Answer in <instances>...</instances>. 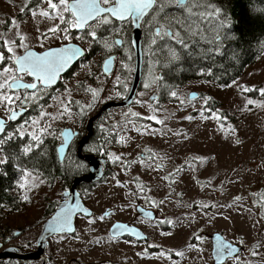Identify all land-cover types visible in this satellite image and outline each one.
I'll use <instances>...</instances> for the list:
<instances>
[{"label": "rangeland", "instance_id": "1", "mask_svg": "<svg viewBox=\"0 0 264 264\" xmlns=\"http://www.w3.org/2000/svg\"><path fill=\"white\" fill-rule=\"evenodd\" d=\"M24 3L25 0H0V22L17 21L19 28L16 30L27 35L29 47L38 52L60 46L62 42L58 39L39 36L37 29L45 31L47 22L42 24L41 17L34 19L30 13H21L20 8ZM4 31V23H0V33ZM7 36L11 38L12 32L9 31ZM119 37L125 41L124 33ZM72 43L82 46L89 53L91 42L73 40ZM119 51L121 55L128 53L124 47ZM17 52L22 55L24 49L18 48ZM151 60L147 47H144L143 82L136 101L129 108L108 112L101 125L104 130L100 144L102 150L106 148L110 153L121 155L125 164L133 163L126 170L119 162L113 163L105 155L111 168L110 174L85 201L86 206L94 211L92 219L96 223L89 224L90 219L78 220L76 238L54 240L51 252L58 258V264H70L73 259L82 264H214L211 236L220 233L231 243L242 247L238 257L226 264H237V260L240 264H264V97L260 95V90L264 89V53L228 87L192 81L172 90L177 92V97L168 93L167 101H160V87L143 88L149 79ZM100 63L97 56L86 63L81 62L68 79H62V88L52 95L61 97L63 104H67L75 113L79 111L75 101H80L82 105L91 102L90 93L86 94L78 85L83 82L85 87L95 88L99 80L105 81V90L99 102L87 113L90 118L99 112L103 104L123 98L127 91L124 96L116 97L118 88L113 87L115 75H120L119 59L110 77L99 73ZM87 65H91L90 71L99 80L86 75L89 71ZM155 70L161 75L165 69L157 66ZM130 83L131 78L128 87ZM246 87L253 91H243ZM66 89L71 90L70 95ZM192 93H197L198 98L190 99ZM153 94H157L158 99L150 102ZM109 95L113 98L109 99ZM205 97L211 98L207 105ZM249 99L253 100L252 105L247 104ZM43 101L45 111L57 116V119L53 121L45 117L40 126L51 123L52 128L60 130L77 127L78 116L60 118L57 115L63 107L60 100L53 101L45 95L39 103ZM202 109H205L204 114L208 119L201 118ZM213 112L220 119H213ZM150 116H156L164 123L157 124L147 119ZM186 116H193L194 119L189 121L184 119ZM0 117L7 119L2 107ZM31 121L22 125L25 132L39 134V126L32 127ZM133 125L140 132L132 130ZM124 128L129 130L121 131ZM152 130H158L159 134L149 135ZM176 132L186 133L191 140H183L181 136L173 134ZM109 134L112 142L105 145V138ZM121 135L128 138L124 145L117 143ZM237 137L242 144H236ZM148 150L154 154L153 161L148 160ZM194 156L196 159H193ZM147 163H160L161 168L158 171L150 170L146 167ZM177 168L183 171L177 173ZM169 173L173 174L171 178L163 179ZM29 174L20 183L24 187L19 185L22 202L17 212H5L0 218L5 226L22 231L18 244L27 248L35 244L42 225L51 214H46L49 204H55V207L59 205L63 192L67 190L59 180L49 186L40 176ZM114 177L128 187H118ZM134 177L144 184L143 192L137 189V179ZM132 192L137 194L133 196ZM25 195L29 197L28 202L23 200ZM161 200L164 201L162 205L159 204ZM153 201L156 203L153 204ZM201 204L213 207L201 208ZM138 205L154 211L156 220L140 218L136 212ZM106 212L111 214L110 218L103 221L97 219ZM115 221L138 226L148 236V241L113 240L109 229ZM189 244L193 245L192 249L188 248ZM255 245H260L256 249L259 255L253 257L250 249ZM162 251L165 252L164 257L159 256ZM177 251L184 252V256H176Z\"/></svg>", "mask_w": 264, "mask_h": 264}, {"label": "snow or ice", "instance_id": "2", "mask_svg": "<svg viewBox=\"0 0 264 264\" xmlns=\"http://www.w3.org/2000/svg\"><path fill=\"white\" fill-rule=\"evenodd\" d=\"M46 5V7H45ZM40 10L37 11L36 9ZM21 13H30L35 19L37 16L41 17V23L47 22L46 30L39 31V36L44 39H58L62 43L57 47H50L42 52H36L31 50L28 43V36L21 34L16 29L19 28L17 21L12 20L4 23L5 31L0 33V107L4 108L7 113V120L0 119V151L3 150V146L15 137H24L28 135L31 137L33 143H28L21 149V155L27 156L33 152V148H39L44 144L45 135H51L55 137V132L52 130L51 123L40 126L41 120L45 117H49L50 120H56L57 116H53L44 107L41 106L39 117L31 121L32 127H37V132L26 133L23 126L14 128L12 131H8L9 121H16L18 117L17 106L20 109L25 108L29 104H38L45 95L49 96L53 101L60 100L63 104V100L59 96H53L52 92L55 90L54 86L57 85L61 74L68 70L73 62L79 63L80 60L86 57L85 49L72 43L73 40H90L92 45L99 47L102 50V55L105 57L102 64L101 75H112L111 66L116 61L115 51H118L125 45V41L122 38H117L126 32L127 26H134L137 30L145 29V44L147 46L148 54L152 57L149 66V79L143 84L144 89L159 88L164 81V76L158 74L155 70L157 66L160 69L171 70L179 67L185 56H192V47L194 45L199 46L201 41L204 45H211L212 47H201L200 52L202 58L211 59L214 55H223L220 51L224 40L239 39L240 37L234 34L233 22L229 19L226 12H223L221 7L217 5L215 0H25V3L20 8ZM261 17H264V8L256 10ZM118 22V23H117ZM11 25V28H10ZM73 29L78 30L82 35L76 36L73 33ZM11 31L12 37L9 38L7 33ZM212 31L214 34L211 39L208 38V33ZM232 32L233 35L229 36L228 33ZM39 39V37H38ZM139 44V37L135 41L128 40L127 44ZM43 47V44H41ZM23 48V54H18L17 49ZM215 49V51H214ZM90 50V49H89ZM89 71L87 76H91L94 80H99L94 73L90 71L91 65L86 66ZM120 75H115L114 88L128 90L127 81L123 79L125 73H130L132 69L128 68L122 59L119 63ZM201 75H212V71L209 68L207 72H201ZM26 77L31 78L26 81ZM105 81L99 80L97 87L92 86L85 87L83 82L78 85V88L83 90L86 94L90 93L91 102L82 105L80 101H75V105L79 108L78 112H72V110L63 104L62 110L58 111L57 115L60 118L65 116H79L83 119L88 111L92 110L99 102L104 92ZM235 83V82H234ZM225 87L229 85L225 84ZM164 87H167L164 85ZM68 94H71L70 89H66ZM243 91L251 92L253 89L244 88ZM169 94L172 97H177V92L169 90ZM116 97L120 96V91L115 93ZM143 95V93H141ZM260 95L264 97V89L260 90ZM109 99L113 96L109 95ZM211 98L205 97V104ZM140 103V101H137ZM248 105L253 104V100L247 101ZM51 106V105H50ZM211 111L210 109H207ZM131 112V110H130ZM205 109L200 110V116L202 119H208L205 116ZM136 116L137 113H131ZM213 119H220V117L212 113ZM147 119L154 120L157 124H163V120H159L156 116L147 117ZM184 119L192 121L193 116H186ZM25 123H28L25 121ZM131 123V122H129ZM129 129H121L126 131ZM140 132L139 128L133 125V129ZM158 130H152L149 135H157ZM174 135L181 136L183 140L190 141L191 138L186 133L176 132ZM64 136V142L59 149V152L64 151V147L68 144L69 138L73 133H60ZM125 136H120L117 143L122 145L127 143ZM112 142V136L109 134L105 138L104 144L108 145ZM236 144H242V141L237 137ZM101 145H91L86 151L96 152L107 155L108 159L113 163L119 162L126 170L130 166L132 161L125 164L121 155L110 153L106 148ZM148 160H154V154H151L150 150ZM19 159V156H3L0 157V165H6L10 162V159ZM193 159H196L194 156ZM72 167L77 171L86 168V165L79 161H72ZM146 167L153 171H158L161 168L160 163H147ZM21 171H24L21 169ZM182 168H177L176 172H182ZM30 175L29 173H25ZM173 174L169 173L164 176L163 179L169 180ZM116 185L120 188H127L126 183L121 182L118 178L114 177ZM137 179V178H133ZM43 183V181H41ZM50 186V185H49ZM171 186V185H169ZM20 187H24L23 184ZM144 184L137 179V189L140 192L144 190ZM151 191V189H149ZM136 192H132L131 195H136ZM128 195V194H125ZM147 199V197H145ZM237 200L240 197H236ZM25 202L29 201V197L25 195L23 197ZM163 200L159 204H163ZM156 202L153 201V204ZM2 207V206H0ZM201 208H210L212 205L201 204ZM77 212H83L85 216L91 217L93 214L88 211L87 208H81L79 202L74 205H68L65 202V206L61 207V210L49 222V228L52 231L61 233V239H65L68 233H75V228L72 227V216ZM109 213L101 214L97 219L103 221L105 216ZM147 216H151V212L145 213ZM89 224H95V219H90ZM171 224L172 221H167ZM115 229L119 230L121 234L127 229L126 225L117 224ZM132 234V233H130ZM138 238L139 233H135ZM13 235H16L15 233ZM74 238H76L74 236ZM198 238V237H197ZM146 239V238H145ZM218 241L220 237H217ZM98 243V241H97ZM154 247V246H152ZM260 245H255L250 249V253L253 257L259 255L256 250ZM189 249L193 248V245H188ZM225 254L230 257L236 258L239 253L238 250L230 244H224L222 241L217 247V262L224 260ZM176 256H184V252H175ZM160 257L165 256V252L159 253ZM237 264L240 261L237 260Z\"/></svg>", "mask_w": 264, "mask_h": 264}, {"label": "trees", "instance_id": "3", "mask_svg": "<svg viewBox=\"0 0 264 264\" xmlns=\"http://www.w3.org/2000/svg\"><path fill=\"white\" fill-rule=\"evenodd\" d=\"M215 2L221 7L223 12L228 14L229 19L234 25L235 36L240 38L224 40L220 49L224 54L214 55L211 59L202 58L200 52L201 47H212L211 45H204L203 41H201L199 46L194 45L192 47V56H185L178 69H165L163 71L162 76H164V81L160 86V101H167L166 95L169 93V90H175L192 81L200 80L221 86L225 84L229 85L242 77L246 69L255 64L264 53V17H261L256 11L264 8V0H215ZM38 9L39 8L36 10ZM73 33L76 36L82 35H77L75 30H73ZM124 34L126 43L123 47L128 50V53L127 55H121L118 50L117 57L119 61L123 59L129 68L133 69L135 62L134 52L132 46L127 44V41L131 40V25L127 26ZM213 34L214 33L210 31L207 34L208 38L211 39ZM145 35L146 31L143 29V47H147L145 44ZM228 35L231 36L233 33L229 32ZM82 41L85 43L90 42V40L87 39ZM93 56L99 57L101 61L105 58L102 55V50L91 44L90 51L87 53L82 63L89 61ZM209 68L212 71L211 76L200 74L202 71L206 73ZM131 76L132 71L125 74L123 78L126 79L127 85ZM164 85L167 87H164ZM61 88L62 84H59L55 92ZM118 90L120 91L119 97L125 95V90ZM44 105V101L37 105H32L28 114L19 122L11 124L8 131L19 128L25 121L29 123L33 118L39 115L40 108ZM107 116L108 114H104L101 119L95 123L97 129L103 124ZM89 119L90 117L87 115L83 119L78 116V124H82L84 128L85 124H87L86 121ZM25 125H27V123H25ZM97 129L95 136L92 138V141H95L94 143L101 140H97ZM52 130L56 134L55 137L51 135L43 136L44 144L39 148L34 147L33 152L29 153L27 156L20 154L21 149L30 142L35 144L28 135L24 137L17 136L3 146V150L0 151V154L9 157L19 156V159H10L8 164L0 166V206L7 207L13 205L15 199L13 195L19 188L24 174L27 172L39 175L49 185H53L59 180L66 189L70 188L74 177L80 176L85 172L84 169L77 171L72 166L59 163L56 154V146L60 141V129L52 128ZM21 169L24 171H21ZM108 174H110V172ZM54 208L55 204H49L46 214L52 213Z\"/></svg>", "mask_w": 264, "mask_h": 264}, {"label": "water", "instance_id": "4", "mask_svg": "<svg viewBox=\"0 0 264 264\" xmlns=\"http://www.w3.org/2000/svg\"><path fill=\"white\" fill-rule=\"evenodd\" d=\"M75 31L77 33H80L76 29H75ZM137 37H139V44L138 45L135 43L132 44V49H133L134 56H135L134 71H133L132 80H131V83H130V86L128 88L126 95L120 100L109 101V102L103 104L100 108V111L88 121V123H87L88 134L79 142V155L82 158V160L88 165V168H89L88 173L81 176V177L75 178L73 180L71 190H67L64 192V196L62 198L63 199L62 203L59 205V207L56 210V212L54 213V215L49 220H47L45 222V224L43 225L41 235H40L39 240H38V250L35 253H30L27 255H13V254H9V251H7L6 253H3L0 255V260H5V259L13 260L14 259V260H18V261H23L25 264H28V263L36 261L37 259H40L45 253L46 246L48 244V240L50 238L56 236V235H61V233L52 231L49 228V222L53 220V218L57 215V213L60 212L61 207L65 206V202H67L68 205H74L77 202H79L81 205V208H86L84 205V202L81 199L78 188L82 185H85V184L101 183L105 179L107 174L109 173L111 168L108 165V161L106 158L96 157L94 155H82V150L89 143L91 137L94 134L95 123L103 116V114L111 112L112 110H120V109L129 108L133 105V103L137 99V95H138V92L141 88L142 79H143V65H144L143 29L137 30L134 26H131V40L135 41L137 39ZM73 44H75V43H73ZM75 45L80 46L78 44H75ZM31 50L36 51L34 49H31ZM36 52H38V51H36ZM77 64H78L77 62H73V65L68 70H66L64 73L61 74V77H60L59 81L57 82V85L54 86V88H56L59 85L61 78L63 76H65L67 73H69ZM115 67H116V61L111 66L112 74L114 73ZM109 76H111V75H109ZM109 76H107V77H109ZM189 98L194 100V99L198 98V94L192 93V94H190ZM157 99H158V95L153 94L149 100H150V102H154ZM17 110L19 113L17 120L16 121H9L8 122L9 125L19 121L28 111L26 108L17 109ZM0 119H4V118L0 117ZM62 132L66 133V134L67 133H73V135L69 138L68 144L64 147V151L62 153L59 152V149L61 148L63 143L58 147V155H59V159L61 162L64 161V159L66 157V153H67L71 143L75 140V138L78 135L71 128H64L62 130ZM62 140L64 142V136H62ZM88 211L92 213V210L88 209ZM136 211H137V214L139 216H141L143 219H146L149 221H155L156 220V213L152 210H149V209L142 207L141 205H138ZM147 212H151L152 215L151 216L145 215V213H147ZM78 215H84L85 216V214L83 212H77L76 214H74L72 216L71 223H72V227L75 228V231H76L75 222H76V217ZM85 217H88V216H85ZM117 224H123V225L127 226V229L123 231V234H121V232L119 230L115 229V225H117ZM130 233H132V234H130ZM135 233H139L140 238H138ZM68 234H73V233H68ZM110 236L112 238L130 237L132 239L137 240L138 242H146L148 240V236L141 229H139L136 226H132L128 223H122V222H117L111 226ZM217 237H220L219 241H218ZM211 241H212V245H213L212 257H213L214 264H218L217 259H216L217 247L221 241L224 244L232 245V247H234L238 250V253H240L242 251L241 246L231 243L220 233L213 234L211 236ZM229 259H233V257H230L227 254H225L224 260L220 261L219 264H225Z\"/></svg>", "mask_w": 264, "mask_h": 264}, {"label": "flooded vegetation", "instance_id": "5", "mask_svg": "<svg viewBox=\"0 0 264 264\" xmlns=\"http://www.w3.org/2000/svg\"><path fill=\"white\" fill-rule=\"evenodd\" d=\"M82 33H77V35H80ZM144 52V50H143ZM114 55H115V52H114ZM86 63V62H85ZM102 64H103V60L101 61V63L99 64V73L101 74L103 69H102ZM79 65V64H78ZM78 65L72 69L69 73H67L63 78L65 79H68L69 75L71 76V74L73 72H75V69L78 67ZM116 69V67H115ZM144 70V69H143ZM115 72V70H114ZM114 74V73H113ZM162 75V73H161ZM103 76V75H102ZM105 76V75H104ZM106 77V76H105ZM62 78V79H63ZM61 79V80H62ZM30 78L26 77V81H29ZM61 84V82L59 83ZM59 86V85H58ZM58 86L56 87L58 89ZM55 88V90H56ZM54 90V92H55ZM52 92V94L54 93ZM28 111L30 110V108H27ZM28 114V112L20 119L22 120L26 115ZM19 120V121H20ZM17 121V122H19ZM23 123V122H22ZM88 123V122H87ZM77 127L74 129V128H71L73 129V131L75 133H77V137L75 138V140L71 143L67 153H66V157L64 159L63 162L60 161L59 159V155H58V147L63 143V140H62V136L60 135V141L58 142L57 146H56V154H57V159L59 160V163L61 164H64L66 166H72V161L75 160V161H79L81 163H83L84 165H86V168H84V173L80 176H76L73 178V180L77 177H81L85 174L88 173V165L82 160V158L80 157L79 155V142L88 134V131H87V124H85V127L83 128L82 124H78V121H77ZM64 129V128H63ZM62 129V130H63ZM96 129L97 127L95 126L94 127V134L93 136L91 137L89 143L83 148L82 150V155H94L96 157H104L106 158L105 156H103L104 154H101V153H96V152H89V151H86V149L91 146V145H100L102 143V140H103V129L101 128V126L98 127L97 129V140L98 139H101L99 140V142L97 143H94L95 141H92V138L95 136V132H96ZM62 130H60V133L62 132ZM101 130V131H100ZM103 151V150H102ZM0 156H4L2 154H0ZM108 165H109V162H108ZM1 166V165H0ZM74 168V167H73ZM27 173H31V172H27ZM34 174V173H32ZM26 174H24L25 176ZM37 175V174H35ZM23 176V177H24ZM39 176V175H38ZM24 179V178H23ZM73 184V182H72ZM100 184V183H98ZM98 184H85V185H82L78 188V191L80 193V196H81V199L82 201L84 202V205L87 209H90L86 206V203L85 201L87 200V198L90 196V194L92 193V191L95 189V187L98 185ZM71 187L72 185L70 186V188H68L67 190H71ZM65 190V191H67ZM64 191V192H65ZM64 192H63V196H64ZM15 197L14 199V203L13 205H9L7 207H0V218H1V215L4 214L5 212H17V208L20 206L21 202H22V198L20 196V189L18 188L15 192V194L13 195ZM62 196V198H63ZM63 199H61V202L60 204L62 203ZM59 204V205H60ZM59 205H56V207L54 208L53 212L48 216V219L49 220L53 215L54 213L56 212V210L58 209ZM138 207V206H137ZM145 208V207H144ZM137 209V208H136ZM92 210V209H90ZM137 212V211H136ZM109 213V212H107ZM92 216L91 217H85L84 215H78L76 217V222H75V225H76V231L74 234H67V237L65 239H62V240H66V239H71V238H74V236L76 237L77 235V231H78V220H89V219H92L94 218L95 216V213L94 211L92 210ZM139 216V215H138ZM111 217V214L109 213V215L105 216V218H110ZM140 218H142L141 216H139ZM143 219V218H142ZM46 220V221H47ZM143 220H146V219H143ZM45 221V222H46ZM149 221V220H147ZM117 222H121V221H115L113 222V224L117 223ZM122 223H128V222H122ZM45 224V223H44ZM43 224V225H44ZM112 224V225H113ZM132 226H136L134 224H131V223H128ZM43 225H42V228H43ZM138 227V226H136ZM42 228L40 230V233H39V236L35 242V244L31 247H24V246H20L18 244L19 242V239L21 238L22 236V231L21 230H13L11 227H8V226H5L4 225V222L3 220H0V255L3 254V253H6L7 251H9V254H13V255H27V254H30V253H35L37 250H38V240H39V237L41 235V231H42ZM111 228V227H110ZM139 228V227H138ZM141 229V228H140ZM142 230V229H141ZM143 231V230H142ZM144 232V231H143ZM16 234V235H13V234ZM62 235V234H61ZM61 235H56L52 238H50L48 240V244L46 246V250H45V253L44 255L40 258V259H37L36 261L34 262H31V263H28V264H58V258L56 256L53 255V253L51 252V248H52V242L56 239H61ZM109 235H110V229H109ZM111 237V236H110ZM112 238V237H111ZM113 240H119V241H136L138 242L137 240L135 239H132L130 237H123V238H112ZM148 241V240H147ZM146 241V242H147ZM144 242V243H146ZM138 243H143V242H138ZM231 260V259H230ZM229 261V260H228ZM227 261V262H228ZM226 262V263H227ZM225 263V264H226ZM0 264H25L23 261H18V260H9V259H5V260H0ZM70 264H82L81 261L77 260V259H73V262L70 263ZM108 264H115V263H108Z\"/></svg>", "mask_w": 264, "mask_h": 264}]
</instances>
